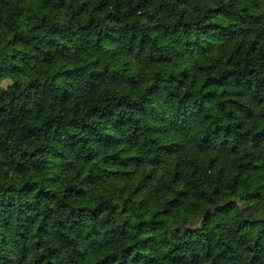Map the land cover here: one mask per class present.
Wrapping results in <instances>:
<instances>
[{"label": "trees", "instance_id": "16d2710c", "mask_svg": "<svg viewBox=\"0 0 264 264\" xmlns=\"http://www.w3.org/2000/svg\"><path fill=\"white\" fill-rule=\"evenodd\" d=\"M3 78L0 264H264V0H0Z\"/></svg>", "mask_w": 264, "mask_h": 264}, {"label": "rangeland", "instance_id": "374dc122", "mask_svg": "<svg viewBox=\"0 0 264 264\" xmlns=\"http://www.w3.org/2000/svg\"><path fill=\"white\" fill-rule=\"evenodd\" d=\"M9 82H10V79H8V78L1 79V81H0V87L1 88H5L6 85ZM262 216H264V214H262ZM199 224H200V220L199 219H193L190 223H188V226L195 227V226H198Z\"/></svg>", "mask_w": 264, "mask_h": 264}]
</instances>
